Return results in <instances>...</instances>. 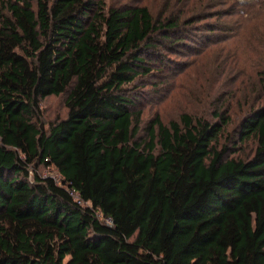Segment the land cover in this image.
I'll return each mask as SVG.
<instances>
[{
  "label": "trees",
  "instance_id": "trees-1",
  "mask_svg": "<svg viewBox=\"0 0 264 264\" xmlns=\"http://www.w3.org/2000/svg\"><path fill=\"white\" fill-rule=\"evenodd\" d=\"M260 2L182 0L153 19L146 5L0 0V264H264V102L229 131L219 110L155 117L137 141L122 93L144 49L262 23ZM66 91L65 116L40 126V101Z\"/></svg>",
  "mask_w": 264,
  "mask_h": 264
},
{
  "label": "rangeland",
  "instance_id": "rangeland-1",
  "mask_svg": "<svg viewBox=\"0 0 264 264\" xmlns=\"http://www.w3.org/2000/svg\"><path fill=\"white\" fill-rule=\"evenodd\" d=\"M103 2L105 8L146 5L153 19L168 15L182 4V0ZM256 5L253 2L248 12L254 6V9L260 7ZM0 11L7 13L1 7ZM233 19H236L234 15ZM226 27L231 30H224ZM185 37L171 46L161 43L153 50L144 49L141 65L148 70H140L131 83L123 86L122 93L133 98L131 109L140 111V125L134 137L137 141L149 140V128L155 117L167 124L185 112L213 122L218 121L215 111L219 110L230 118L224 129L229 131L249 109L264 102V21L247 20L240 26L231 21L221 24V29L213 35L201 28ZM66 95L67 91L40 101L37 111L40 126L46 129L50 122L65 116ZM223 136L220 135L221 143L225 141ZM225 142L231 146V142ZM153 144L157 149L155 139ZM243 146L248 148L252 143L247 141ZM36 172L60 179L52 166L41 165Z\"/></svg>",
  "mask_w": 264,
  "mask_h": 264
}]
</instances>
